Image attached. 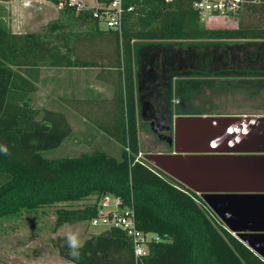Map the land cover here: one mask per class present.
<instances>
[{
    "label": "trees",
    "instance_id": "1",
    "mask_svg": "<svg viewBox=\"0 0 264 264\" xmlns=\"http://www.w3.org/2000/svg\"><path fill=\"white\" fill-rule=\"evenodd\" d=\"M124 6L121 32L103 28L90 11L66 4L42 31L21 33L12 30L5 19L6 9L0 6V218L25 208L97 196L86 207L60 209L56 228L89 222L98 214L99 200L113 194L133 205L138 227L159 235L160 240L149 241L137 261L124 230L105 228L83 243L78 260L69 255L67 236L58 237L54 246L62 258L75 264H264L199 193L144 157L138 159L142 145L133 61L147 44L181 46L185 57H218L231 54L226 44L240 42L251 57L264 56V26H207L192 0H124ZM244 9L263 13L264 0L260 4L249 1ZM98 43L100 57L108 54L124 63L118 101L121 122L104 130L119 143L120 155L98 148L53 157L52 152L69 142L73 127L63 111L33 106L40 73L49 67L96 66L92 56L99 51ZM213 44L216 50L206 47ZM244 74L248 76L244 79L253 77L246 70L235 76ZM215 76L205 71L181 80L178 99L184 103L177 105L179 114H217L192 104L202 85ZM226 78H216V91L225 88ZM0 264L6 263L0 260Z\"/></svg>",
    "mask_w": 264,
    "mask_h": 264
},
{
    "label": "water",
    "instance_id": "2",
    "mask_svg": "<svg viewBox=\"0 0 264 264\" xmlns=\"http://www.w3.org/2000/svg\"><path fill=\"white\" fill-rule=\"evenodd\" d=\"M173 152H149L150 163L193 191L264 259V115L179 114Z\"/></svg>",
    "mask_w": 264,
    "mask_h": 264
},
{
    "label": "rangeland",
    "instance_id": "3",
    "mask_svg": "<svg viewBox=\"0 0 264 264\" xmlns=\"http://www.w3.org/2000/svg\"><path fill=\"white\" fill-rule=\"evenodd\" d=\"M251 2L260 4L261 0H252ZM1 5L6 9V21L14 32L19 33L40 32L59 16V8L51 2L11 0L0 2ZM242 22L245 26H264V12H248ZM240 23L241 17L238 15L233 21L219 22L215 27L236 28ZM109 37L106 35V38ZM226 45L229 50L234 49L240 52L236 49L238 48L237 44ZM100 46L98 43L96 48L99 51L94 53L92 57H100ZM109 46L113 48L112 45ZM241 46L244 49L247 48L243 44ZM183 47L186 48L187 46ZM206 47L210 50L213 48L216 50L214 44ZM251 80L255 83V88L242 86L244 84L249 85L246 82ZM243 82L244 84L239 82L231 87L228 86L226 89H223L222 86L217 87L218 90L214 96L215 106L208 107L210 111L228 115L245 112L264 113V87H262L264 86V76H254L244 79ZM200 98L206 100L207 95L201 93ZM102 105L97 110L91 111L96 117L92 120L89 119V128L102 131L105 130V126H119L122 118L119 103L112 110L107 108L106 103ZM139 137L142 139L141 136ZM101 138L100 136L97 140H90L86 143L68 142L63 148L52 152L51 156L77 155L81 151L91 152L98 148H104L115 156L120 155L121 150L117 141ZM141 145L142 152L138 158H143L152 144L149 143L148 139H145L141 140ZM96 201L97 196H91L78 201L57 202L36 209L25 208L18 213L0 218V260L6 264H66V261L60 256L59 250L54 246V241L58 237L67 236L70 232H78L81 241H83L84 234L89 231L87 229L100 230L102 226H93L90 222L85 221L76 225L65 224L56 228L57 213L63 208H83L94 204Z\"/></svg>",
    "mask_w": 264,
    "mask_h": 264
},
{
    "label": "crops",
    "instance_id": "4",
    "mask_svg": "<svg viewBox=\"0 0 264 264\" xmlns=\"http://www.w3.org/2000/svg\"><path fill=\"white\" fill-rule=\"evenodd\" d=\"M0 2L3 1L0 0ZM246 13H248V10L244 9L239 14L241 23L243 24L244 22H242V19H244ZM181 49V46L176 45L147 44L138 52L137 57H133L136 79V100L139 98L137 86L139 85L140 75L143 84L145 86L154 87L158 97L160 96L163 98L164 95L169 97L170 106L175 109L173 120L179 114L177 105H183L184 103V101H179L178 99V93L183 86L181 80L184 78L193 79L195 74H200L199 69L197 70L193 66H189L179 70H173L168 82L165 81L162 74L163 70L167 69L169 65H176V63H178L177 60L181 62L182 59L187 58L182 54ZM82 56L85 59H92V57H87V54H83ZM192 57L194 56H191V58ZM248 58L252 60V63L244 70L248 71V74H252L250 76L253 77L263 76L264 67L262 66V57ZM95 60L98 62L96 66L43 68L37 82L38 89L33 93L34 107L39 109L49 108L61 110L66 114L73 127L72 138L69 142L86 143L90 140H97L100 136L106 140L116 141L115 138L106 134L104 130L99 131L89 128V119H95L96 116L91 113V111L97 110L102 104L106 103L107 108L112 110L117 103H121L118 101H120L121 96L124 63L123 60H120V57H109L108 54L103 55V57H95ZM151 74L154 76H151ZM226 77L227 78L222 84L225 88H228V86L231 87L233 84H238L239 82L244 84L243 80L248 76L244 74L241 76L242 78H240L235 76V72H231L226 74ZM246 83L249 85L244 84L242 86L254 87L255 85L252 80ZM220 84L221 83H219L218 86ZM215 89L216 82L209 79V81H206L197 92L200 105L206 108L208 112H214L210 111L208 107L215 106ZM201 93L207 95L206 100L200 98ZM211 114L212 113H206L202 115ZM236 115H264V113L245 112ZM104 229V227L100 230L93 228L87 229L89 231L84 234L85 238L81 241L82 244L88 238L100 233ZM64 260L66 264H75L72 261Z\"/></svg>",
    "mask_w": 264,
    "mask_h": 264
},
{
    "label": "built area",
    "instance_id": "5",
    "mask_svg": "<svg viewBox=\"0 0 264 264\" xmlns=\"http://www.w3.org/2000/svg\"><path fill=\"white\" fill-rule=\"evenodd\" d=\"M37 1L51 2L49 0ZM171 1L173 0H165V2ZM249 1L252 0H192V3L199 13L201 22L215 27L219 22L233 21ZM54 4L59 9L68 4L75 6L78 11H90L105 29L122 31L124 0H60L59 4ZM132 9L133 7L129 8V10ZM89 222L93 226L117 227L124 230L134 245L137 261L141 255L146 253V245L149 241L160 240L159 235L140 229L134 206L125 204L120 197L113 194H105L99 200L98 214Z\"/></svg>",
    "mask_w": 264,
    "mask_h": 264
},
{
    "label": "flooded vegetation",
    "instance_id": "6",
    "mask_svg": "<svg viewBox=\"0 0 264 264\" xmlns=\"http://www.w3.org/2000/svg\"><path fill=\"white\" fill-rule=\"evenodd\" d=\"M237 47L236 49L240 52L232 49L231 54L226 53L224 56L220 54L218 57H187L182 59L181 62L177 60L176 65H169L167 69L163 70V77L168 82L173 70L189 66L199 69L200 73L207 71L209 74L217 75L213 78L214 81H216V78H221V76L231 72L241 75L244 69L251 65L252 60L248 58L251 57L249 50L244 49L241 44H238ZM258 57H262V66L264 67V56ZM151 76L154 75L151 74ZM140 78L139 75V85L137 86L139 91V98H137L139 133L142 141L148 139L149 143L152 144L146 153L173 152L174 148L170 145L169 139L172 136L171 125L175 109L170 106L171 103L167 95H164L163 98L159 96V98L155 88L145 86ZM192 104L196 107H202L198 96L192 100Z\"/></svg>",
    "mask_w": 264,
    "mask_h": 264
},
{
    "label": "clouds",
    "instance_id": "7",
    "mask_svg": "<svg viewBox=\"0 0 264 264\" xmlns=\"http://www.w3.org/2000/svg\"><path fill=\"white\" fill-rule=\"evenodd\" d=\"M4 152L7 154V149H4ZM66 244L69 250V255L78 260L81 256V249L83 244L81 242L78 232H70L66 237Z\"/></svg>",
    "mask_w": 264,
    "mask_h": 264
}]
</instances>
